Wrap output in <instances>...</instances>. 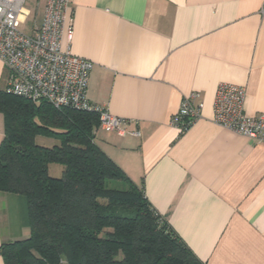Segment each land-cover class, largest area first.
<instances>
[{
  "label": "crops",
  "instance_id": "obj_1",
  "mask_svg": "<svg viewBox=\"0 0 264 264\" xmlns=\"http://www.w3.org/2000/svg\"><path fill=\"white\" fill-rule=\"evenodd\" d=\"M32 1L41 24L46 0ZM69 14L64 46L94 62L87 97L133 120L126 134L98 128L97 144L204 264H264V141L213 122L222 82L264 113V0H70ZM5 72L0 59V83ZM193 91L201 117L180 132L172 118ZM30 233L25 198L0 191V245Z\"/></svg>",
  "mask_w": 264,
  "mask_h": 264
},
{
  "label": "trees",
  "instance_id": "obj_2",
  "mask_svg": "<svg viewBox=\"0 0 264 264\" xmlns=\"http://www.w3.org/2000/svg\"><path fill=\"white\" fill-rule=\"evenodd\" d=\"M0 112V191L25 198L31 228L0 245L5 264H204L97 144V111L0 90Z\"/></svg>",
  "mask_w": 264,
  "mask_h": 264
},
{
  "label": "built area",
  "instance_id": "obj_3",
  "mask_svg": "<svg viewBox=\"0 0 264 264\" xmlns=\"http://www.w3.org/2000/svg\"><path fill=\"white\" fill-rule=\"evenodd\" d=\"M25 3L26 0H0V59L9 72L6 90L35 102L47 101L57 108L97 111L99 128L126 134V125L133 120L113 115L106 106L93 103L87 97L94 62L64 46L74 32L70 0H46L43 21L38 24L35 18L30 33L22 29L29 17ZM199 97L200 93L193 91L182 98L171 122L180 132L201 117L203 103L197 101ZM245 99L244 86L219 84L213 122L247 136L252 142H263L264 113L247 114Z\"/></svg>",
  "mask_w": 264,
  "mask_h": 264
},
{
  "label": "rangeland",
  "instance_id": "obj_4",
  "mask_svg": "<svg viewBox=\"0 0 264 264\" xmlns=\"http://www.w3.org/2000/svg\"><path fill=\"white\" fill-rule=\"evenodd\" d=\"M26 4H27V6L28 5L33 6L34 2L32 0H28V2ZM33 19H34V17L32 15L28 17V20L22 25L23 31H25L27 33L31 32V26H32ZM8 79H9V72L7 71V73L6 72L4 73V76H3L2 81L0 83V90L6 91ZM37 141H38V143L43 144V145H47V146H51L55 143H58V141L55 139L44 138V137H38ZM62 168L63 167L61 165L52 164L50 172L54 176H60L61 172H62ZM116 185L118 187L126 186V185H123L121 183H118V184L116 183Z\"/></svg>",
  "mask_w": 264,
  "mask_h": 264
}]
</instances>
